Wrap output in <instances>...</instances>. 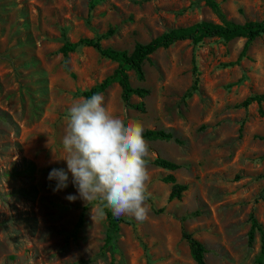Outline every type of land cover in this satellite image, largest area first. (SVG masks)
Wrapping results in <instances>:
<instances>
[{"label": "rangeland", "instance_id": "obj_1", "mask_svg": "<svg viewBox=\"0 0 264 264\" xmlns=\"http://www.w3.org/2000/svg\"><path fill=\"white\" fill-rule=\"evenodd\" d=\"M215 1L235 23L264 19V0ZM199 21L219 22L204 0H0V264H197L183 232L204 245L205 264H258L260 233L249 242L248 232L250 214L264 230V102H241L264 93V34L234 64L245 38L177 41L143 62L142 78L128 72L145 97L126 106L117 83L101 93L126 122L179 140L145 139L146 220L120 215L109 231L98 202L65 199L76 194L71 176L58 192L47 179L67 168L56 158L66 155L68 107L116 67L88 46L64 54L63 43L100 37L130 52ZM157 157L180 167L160 168ZM168 174L187 185L180 199L168 200Z\"/></svg>", "mask_w": 264, "mask_h": 264}, {"label": "clouds", "instance_id": "obj_2", "mask_svg": "<svg viewBox=\"0 0 264 264\" xmlns=\"http://www.w3.org/2000/svg\"><path fill=\"white\" fill-rule=\"evenodd\" d=\"M66 118L68 123L61 140L66 155L56 159L65 161L67 168H53L49 172L47 179L56 182L53 192L67 188L71 176L76 194L65 197L69 202L99 201L101 218L107 207L114 216L146 220L148 146L142 125L126 122L110 112L100 93L73 102Z\"/></svg>", "mask_w": 264, "mask_h": 264}, {"label": "trees", "instance_id": "obj_3", "mask_svg": "<svg viewBox=\"0 0 264 264\" xmlns=\"http://www.w3.org/2000/svg\"><path fill=\"white\" fill-rule=\"evenodd\" d=\"M205 4L212 10V12L219 19L218 23L212 21H199L189 26L171 28L161 35L151 39L147 43H135L133 49L129 52L127 50H118L111 47L103 48L100 44V37L94 38H80L76 42L65 41L60 48V51L64 54L75 51L79 46H88L94 48L101 56L108 58L116 62V67L113 72L102 79L98 84L92 86L90 89L83 91L84 98H90L95 93H103L113 83H117L121 88V99L126 106H130V98L133 95L138 97H145L148 94V90L142 87H133L129 80L128 72L133 70L139 78H142V64L149 56L160 48H167L177 41L189 40L193 44H197L206 38H220L224 41H229L233 38L242 37L245 38L242 50L239 53L234 64L238 62L246 53L250 44L260 35L264 34V19L260 21H245L244 23H235L226 18L223 11L220 9L219 4L215 0H204ZM113 30L109 29L107 34H112ZM193 73H196V65L193 61L192 67ZM198 79L195 76L192 85L185 92L184 97L191 96L192 92L197 90ZM256 102L261 104L264 102V93L254 94L246 97L241 105L247 107L251 103ZM132 107L143 111L142 103L137 105H131ZM144 139L147 140H166L174 139L179 142L178 139L173 138L170 132L163 129H146L143 131ZM264 158V155H262ZM153 164L167 170L174 171L180 167L174 161L157 157L153 160ZM165 182L171 183V190L168 195V200L180 199L181 194L187 189L186 184L177 183L173 174H168L163 178ZM100 204L99 201H96ZM102 207V205L100 204ZM105 215L109 224V231L115 232L118 228V223L123 219L115 217L111 210L104 207ZM250 229L248 232L249 242H252L255 232L260 233V252L257 260L258 264H264V230L261 224L257 221L253 214H250ZM83 223L82 216L76 223V227H80ZM182 236L189 244L190 253L193 260L197 264H205L204 253L206 251L204 245L198 240L192 237L190 233L183 232ZM107 238L111 239V235L108 233Z\"/></svg>", "mask_w": 264, "mask_h": 264}]
</instances>
